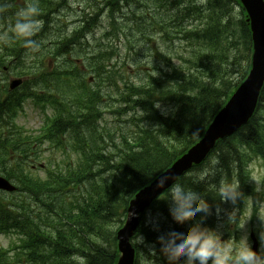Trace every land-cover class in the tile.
<instances>
[{
	"label": "clouds",
	"instance_id": "clouds-1",
	"mask_svg": "<svg viewBox=\"0 0 264 264\" xmlns=\"http://www.w3.org/2000/svg\"><path fill=\"white\" fill-rule=\"evenodd\" d=\"M4 11L6 7L0 6V13ZM40 14L39 0H29L26 6L15 13V22L6 30L0 31V43L8 45L15 43L17 39L22 40V46L27 50L26 60H33L41 52L40 42L34 39L43 28ZM154 107L161 109L159 103H155ZM162 115L168 113L162 111ZM198 135L199 131L193 134ZM220 165L219 157L212 155L202 168L188 170L183 177L169 173L155 176L156 188L168 185L161 199L167 202L169 215L176 224H183L191 217L203 214L199 222H194L188 228L173 229L158 236L156 244L159 245V255L166 264H173L177 260L181 264H264V232L259 235L260 250L253 251L247 234L241 235L239 239L230 236L228 240H222L216 230L202 227V222L211 214V209L200 191V185H205L207 191L214 193L221 203L235 205L238 199H243L238 183H233L227 178L220 179L218 184L211 183L209 178L216 175ZM219 211L217 208V214ZM128 215L131 217L134 213L129 212ZM230 221L232 224L238 221L235 210L228 214V222ZM151 223L153 230L159 231L155 222ZM243 228L244 225H241L238 229ZM134 239L135 245L146 246L142 235L137 233ZM156 254L155 245L150 246L148 257L142 255L145 264H148V261L153 264L151 257Z\"/></svg>",
	"mask_w": 264,
	"mask_h": 264
},
{
	"label": "trees",
	"instance_id": "trees-1",
	"mask_svg": "<svg viewBox=\"0 0 264 264\" xmlns=\"http://www.w3.org/2000/svg\"><path fill=\"white\" fill-rule=\"evenodd\" d=\"M132 99H126L125 102L128 106H131L133 104H138L137 100H140L139 104L143 105L146 103L145 101H142L144 98L151 97V94H142V91H137L132 96ZM43 98V97H42ZM96 95L92 98H89L87 101V105L83 104L82 108L79 109L77 112L78 116L81 118L80 125L77 127L75 123H69L68 117L69 113L66 111H63V107L61 109H56L52 104V108L56 110V119H55V126L58 123V120L62 114V119L66 118V125L72 126L71 132L75 136H80V142L82 149L84 150V146L86 145H92V141L94 137L96 136V128H98V118L92 119V117L98 113L97 106H96ZM119 100H124V97H120ZM176 101V98L174 99ZM179 99H177L178 101ZM181 101V100H179ZM101 102V101H100ZM180 104L181 111L183 113L182 119L176 120L174 119V123L170 120H163L161 116H159L155 111L154 114L150 109L144 108L145 113L148 114V118L150 120H154L155 124H162L165 128L169 129L172 128V133L168 136L169 138H173V141H180V137L182 135V132L186 129L188 120L192 122L193 117L189 115V107L186 105V103ZM203 110L207 113H213L212 109L208 107V104L205 103V106ZM71 114V113H70ZM184 118V119H183ZM60 119V120H62ZM83 125V129L80 130L81 126ZM190 125V124H189ZM60 127V126H59ZM67 127L63 125L61 129H66ZM89 130V135L87 137V140L83 138V131ZM159 137L155 135H145L142 137V141L145 143L142 147L137 148L133 143L129 141V139L126 136H120L116 139L118 142L116 153L118 154L117 160L118 163L116 165H113V168L115 172H108L106 174H109L110 180H107L106 178H101L100 182H97L95 179L92 180V187H91V194L96 195L99 200L104 198V192L109 187L113 186H119L124 189H132L134 187H137L141 185L144 181L150 179V176H154L157 174L161 169H164L168 167V165L175 159V157L179 154V151L177 147L173 146V142L168 140V143L166 142V145L163 144V142L159 141ZM162 146L164 148H162ZM107 169V165H104ZM226 169V167L224 166ZM91 170V169H90ZM89 170V171H90ZM89 176H92L90 174ZM10 178H14L17 182H19L21 185L25 184L24 186L28 187L26 185V180L21 179L20 177H14L13 175H8ZM88 178V177H87ZM242 182H246L245 176L241 177ZM107 180V181H106ZM53 181H56L54 179ZM90 181H87L89 183ZM100 186L103 189L101 192H95V189ZM37 189L40 190H33V193L35 196H43L44 190L43 188H40L37 186ZM244 193L246 194V190H244ZM39 204L41 207H45L47 205H54L55 206V198L52 195L46 196L39 200ZM58 208V207H56ZM61 210V209H60ZM59 211V208H58ZM57 211V212H58ZM60 212V214H59ZM57 214V218L60 219L57 222V232L59 236L62 237H70L71 235L75 236L77 235V232L79 233H93L92 227L100 228V225H95L92 221L94 218H96V215H87L85 216V219H82L80 217H75L71 215V213H66L64 210L59 211ZM47 214L44 215L45 218H47ZM65 218L69 224H72L76 231L71 226H68V224H64L61 219ZM100 222V220H97ZM73 233V234H68ZM78 236V235H77ZM86 236V235H85ZM87 238H91L89 236H86ZM94 240L97 242L100 240L98 236L93 237ZM90 246H84L85 253L89 254L93 257L92 263L93 264H103L106 262H109V257L105 255L104 249H102L99 245L91 242ZM57 258L53 261L52 264H70V255L64 256L62 253H56ZM63 257V258H62ZM87 258V256H85ZM69 259V262H68ZM68 262V263H67Z\"/></svg>",
	"mask_w": 264,
	"mask_h": 264
},
{
	"label": "rangeland",
	"instance_id": "rangeland-1",
	"mask_svg": "<svg viewBox=\"0 0 264 264\" xmlns=\"http://www.w3.org/2000/svg\"><path fill=\"white\" fill-rule=\"evenodd\" d=\"M232 14L234 18L239 19L240 16V9H236V11H232ZM103 29L95 28V33L91 35L92 37H98L99 34ZM206 34H203V36ZM59 36V35H58ZM246 38L244 33L237 32L230 36H224L220 40H218L219 48L217 46H213L211 49V53L205 62L199 54H197L194 58L191 59V54H185L183 57L186 60H190V62H186L182 65V71L184 73L189 74V72H197L198 67L203 68V71L199 74L198 78L193 79L197 81V83L200 85V90L203 94L206 93L208 100H211V97L209 95L212 94L211 91H209V88L214 87V84L210 81H208L206 78V75H209V71L218 72L221 73L222 69L224 67H227L231 61L235 62L236 64H240V58L245 55V47L243 48L245 44ZM228 44L235 45L234 50L230 52V48H228ZM94 47V45H92ZM78 48L83 50V45L80 43L78 45ZM84 53L86 54L87 58H91L92 53L90 49L84 50ZM76 57L80 58L78 60L79 65H81V59H84L83 54L76 53ZM93 66L99 65L97 61L92 62ZM214 82H216L214 80ZM194 110L199 112L201 111V108H199L197 105L194 106ZM43 123L42 114L40 113L39 109L34 107L31 102H26L24 105V112L22 115H20L17 119V124L19 126H23L27 129H37L39 126H41ZM48 152L42 155L43 158V164L46 162V159L50 161L49 157L50 155H53V162L54 164H60L64 161L65 156L61 154V152ZM74 157V156H73ZM262 176V171L258 169L256 166L253 171V181L255 186H260V180ZM260 215L263 216V206H260ZM11 238L0 236V247L6 248L9 243L11 242ZM144 242L146 246H152L154 245L152 242L151 237L144 235ZM141 245V250L145 251V247ZM69 249V246H61L58 248L57 251ZM55 259H47V263H53Z\"/></svg>",
	"mask_w": 264,
	"mask_h": 264
},
{
	"label": "water",
	"instance_id": "water-1",
	"mask_svg": "<svg viewBox=\"0 0 264 264\" xmlns=\"http://www.w3.org/2000/svg\"><path fill=\"white\" fill-rule=\"evenodd\" d=\"M248 8L250 10V16L252 21H254V29L255 31H259L261 26L264 25V9L260 2V0H247ZM250 4V6H249ZM256 53L257 54H264V46H262L257 40H256ZM255 78L251 76V80H254ZM205 151V148H204ZM199 151L198 149L193 152V154L184 160L178 162L171 170H168L166 173H169L170 175H179L185 168L186 165H188L192 160L198 158ZM155 183L146 191L143 192L141 196L138 197V199L134 202L137 207H140L142 205H145L150 201V199L155 196L160 188H156Z\"/></svg>",
	"mask_w": 264,
	"mask_h": 264
}]
</instances>
